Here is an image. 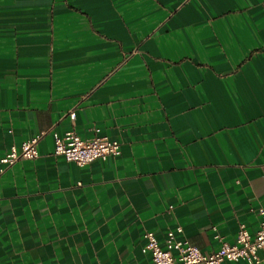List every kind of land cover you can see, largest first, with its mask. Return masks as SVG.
I'll use <instances>...</instances> for the list:
<instances>
[{
	"label": "crops",
	"instance_id": "obj_1",
	"mask_svg": "<svg viewBox=\"0 0 264 264\" xmlns=\"http://www.w3.org/2000/svg\"><path fill=\"white\" fill-rule=\"evenodd\" d=\"M95 130L118 157L54 155L53 134ZM41 133L0 175V264H152L147 232L204 253L254 234L264 0H0V161Z\"/></svg>",
	"mask_w": 264,
	"mask_h": 264
},
{
	"label": "built area",
	"instance_id": "obj_2",
	"mask_svg": "<svg viewBox=\"0 0 264 264\" xmlns=\"http://www.w3.org/2000/svg\"><path fill=\"white\" fill-rule=\"evenodd\" d=\"M71 113L70 117L73 118ZM43 133L24 141L17 149L12 147L9 153L1 159L3 168L11 167L20 160H33L38 157L36 149ZM54 155L63 157L65 161L85 166L94 161H107L120 155V143L106 137H99L95 130L94 137L82 140L73 131L59 137L53 134ZM258 229L254 234L249 233L243 226L239 228L233 243L220 240L216 251L204 253L186 240L177 238L181 228L169 232L165 240L160 243L151 232L144 234L145 244L141 249L143 254L149 255L152 264H222L224 262L243 261L246 264H264V211H258ZM259 253L262 257L259 256Z\"/></svg>",
	"mask_w": 264,
	"mask_h": 264
}]
</instances>
